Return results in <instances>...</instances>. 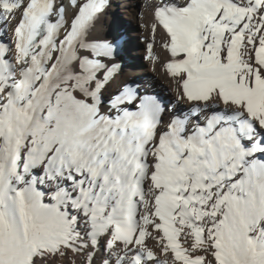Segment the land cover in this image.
Segmentation results:
<instances>
[{
	"label": "snow or ice",
	"instance_id": "obj_1",
	"mask_svg": "<svg viewBox=\"0 0 264 264\" xmlns=\"http://www.w3.org/2000/svg\"><path fill=\"white\" fill-rule=\"evenodd\" d=\"M112 6L0 0V264H264V0H151L174 100Z\"/></svg>",
	"mask_w": 264,
	"mask_h": 264
},
{
	"label": "bare ground",
	"instance_id": "obj_2",
	"mask_svg": "<svg viewBox=\"0 0 264 264\" xmlns=\"http://www.w3.org/2000/svg\"><path fill=\"white\" fill-rule=\"evenodd\" d=\"M135 0H112L113 6L108 10V13L102 19V32L111 34H119L114 28H109L112 22L121 25V18L131 19L137 25L136 30H125V55L127 57L126 65H124L123 58V71L118 79L120 81H136L140 84L151 86L155 92L158 90L163 92L162 96L165 100H174L175 94L173 86L168 77L162 72L160 65L153 64L145 59L146 56V41L150 39L149 32L142 26L151 23V9L149 7L151 0H140L139 7L133 8L132 5ZM125 28V27H124ZM161 60L164 59L162 49L157 45L154 49ZM71 257V254H69ZM77 261L78 257L75 258Z\"/></svg>",
	"mask_w": 264,
	"mask_h": 264
},
{
	"label": "rangeland",
	"instance_id": "obj_3",
	"mask_svg": "<svg viewBox=\"0 0 264 264\" xmlns=\"http://www.w3.org/2000/svg\"><path fill=\"white\" fill-rule=\"evenodd\" d=\"M139 2L140 0H135V2L133 3L132 7L133 8H136V7H139ZM118 15V18L120 19L119 21L121 22V25H117L115 24V22H112L111 26H109V28H114L116 29L120 35H122L124 37V43L125 41L127 40L126 39V35L124 34V31L127 29L129 30H136L137 28V25L134 21H132L131 19H124L123 17L121 18V16H119L120 14H117ZM125 27V28H124ZM125 44H124V47H123V53H122V58L124 60V65H126V61H127V57L125 55ZM158 94H160V96H164L163 95V92L161 91H157Z\"/></svg>",
	"mask_w": 264,
	"mask_h": 264
}]
</instances>
